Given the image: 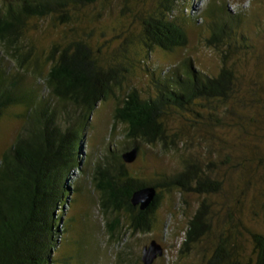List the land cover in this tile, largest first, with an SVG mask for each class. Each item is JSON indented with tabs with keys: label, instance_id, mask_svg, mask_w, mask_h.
Segmentation results:
<instances>
[{
	"label": "trees",
	"instance_id": "16d2710c",
	"mask_svg": "<svg viewBox=\"0 0 264 264\" xmlns=\"http://www.w3.org/2000/svg\"><path fill=\"white\" fill-rule=\"evenodd\" d=\"M110 1L0 0V121L11 109L25 108L19 115L22 130L0 160V264H60L56 253L66 234L77 237L73 250L77 251L67 254L63 262L76 259L85 264L82 255L88 232L74 227L77 218L66 216L65 205L87 197L105 216L110 238L121 240L116 215L123 211L133 234L157 229L161 187L202 198L188 221L182 258L195 251L201 254L200 264H264V234L247 230L248 250L245 245L241 248L232 221H222L220 230L213 232L209 201L223 192V181L216 177L213 164L203 169L196 160H187L180 170L165 175L159 186L132 177L121 157L133 148L139 157L144 143L179 151L184 136L171 131L169 121L174 115L190 114L200 122H194L196 126L220 122L218 111L204 117V107L237 116L234 109L244 103V96L240 95L241 75L231 56L252 51L240 29L245 26L244 17L232 15L226 5L209 3L201 19L210 31L208 44L224 48L219 72L208 75L194 66L191 58H185L164 75L152 74V94L142 97L132 89L117 96L114 123L125 125L131 143L88 160L82 146L90 120L98 104L114 96L115 88L121 86L139 46L174 51L188 45L186 18L174 16L181 0H156L151 9L138 14L139 34L131 35L116 51V58L125 59L126 66L122 60L107 65L83 39L62 41L65 45L54 41L48 50L30 38L31 29L38 30V22L51 19L53 26H69L74 13ZM34 80L36 83L30 84ZM44 90L46 96L40 94ZM76 170L81 178L72 182ZM145 186L155 187L157 196L142 211L131 199Z\"/></svg>",
	"mask_w": 264,
	"mask_h": 264
},
{
	"label": "rangeland",
	"instance_id": "374dc122",
	"mask_svg": "<svg viewBox=\"0 0 264 264\" xmlns=\"http://www.w3.org/2000/svg\"><path fill=\"white\" fill-rule=\"evenodd\" d=\"M155 2L111 0L97 3L74 13L73 24L69 26H53L51 19H48L38 22V30L31 29L29 35L37 46L48 50L54 41L65 45L62 41L83 39L102 60L109 63L107 65H117L120 60L124 64L125 59L116 58V51L119 52L131 35L139 34L141 26L137 16L151 9ZM211 2L218 6L226 5L232 15L241 13L244 17L245 26L240 29L248 38L252 51L231 56L237 73L241 75L243 92L240 95L244 96V103L234 109L237 116H232L229 111L224 115V110L211 107L206 111L207 107H204V117H208L209 112L218 111L220 122L214 125L196 126L194 122L197 118L192 115H174L169 126L172 132H183L184 142L180 150L169 151L160 146L141 144L140 156L136 162L128 165L127 171L136 179L162 186L164 176L180 170L187 160H196L203 169L213 164L217 168L216 177L223 181V192L209 201L214 217L213 232L220 230L218 225L222 221L230 220L236 226L235 235L242 244L241 248L244 249L245 245L249 250L247 230L264 234V0H181L174 16L186 18L184 27L188 33V45L174 51L158 47L148 50L139 46L135 62L132 67H127L128 73H125L121 86L115 88V95L98 104L90 120L91 128L82 146V154L88 160H94L105 156L107 149L114 150L131 143L126 136L125 125L114 123L116 97H123L132 89H136L142 97L152 94L153 73L155 76L164 75L176 65H181L185 58H191L194 66L208 75L219 72L223 58L221 50L224 48L208 44L210 31L201 19ZM29 82L32 85L36 83L35 80ZM40 94L46 96L47 92L44 90ZM231 107L232 104L228 110ZM24 110L22 106L11 109V114L0 121V160L22 130L23 120L19 115ZM80 178V172L76 170L70 181ZM160 190L163 199L155 214L157 229L133 234L127 228L123 211L116 215L121 223L118 229L121 240L110 238L105 216L87 197L80 199L79 203L65 205L66 216L77 218L74 227L86 228L88 232L82 263L123 264L124 261L125 264H143V248L156 240L164 252L154 264H200L201 254L194 251L182 258L180 250L188 221L202 198L195 194L182 195L163 187ZM229 216H232V220ZM76 239L71 234L63 236L56 253L60 264L81 263L76 259L63 262L67 254L72 256L77 251H73Z\"/></svg>",
	"mask_w": 264,
	"mask_h": 264
},
{
	"label": "water",
	"instance_id": "95a60500",
	"mask_svg": "<svg viewBox=\"0 0 264 264\" xmlns=\"http://www.w3.org/2000/svg\"><path fill=\"white\" fill-rule=\"evenodd\" d=\"M123 161L127 164H133L137 157L138 151L133 148L130 151L122 154ZM157 196V190L152 186H145L144 188L137 190L131 199L134 206H139L140 210L145 211L149 208L152 202ZM163 247L156 240H153L148 246H145L142 251V263L143 264H154V262L163 255Z\"/></svg>",
	"mask_w": 264,
	"mask_h": 264
}]
</instances>
